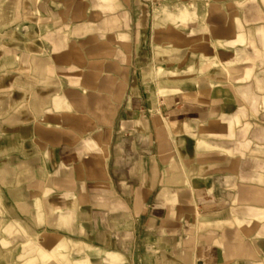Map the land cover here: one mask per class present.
Listing matches in <instances>:
<instances>
[{"label": "rangeland", "instance_id": "obj_1", "mask_svg": "<svg viewBox=\"0 0 264 264\" xmlns=\"http://www.w3.org/2000/svg\"><path fill=\"white\" fill-rule=\"evenodd\" d=\"M16 1L0 0V5ZM26 2L33 8L24 12L23 20L36 23L50 6L52 30L70 33L69 51L80 69V84L63 89L20 84L16 90L12 74L20 67H15L0 33V264H124L119 255L146 251L141 218L133 206L138 195H128L124 184L113 189L110 180L96 176L107 172V143L119 137L117 112L130 83L133 28L145 34L150 13V47H159L153 53L160 81L183 82L223 69L233 81L247 88L255 84L263 93L264 76L258 73L264 64V0H182L165 5L146 0ZM3 20L19 28L14 12L0 13V23ZM29 29L31 35H41L40 26ZM215 52L226 62H212L203 71ZM201 56H207L199 63L203 70ZM53 100L56 104L50 106ZM257 110H242L232 123L214 127L207 133L221 143L208 142L201 150L264 144L256 134L264 132V108ZM54 133L62 140L58 154L68 155L65 168L50 162ZM65 172L68 180L56 184ZM98 211L103 220L97 230L93 215ZM114 215L120 218L113 220ZM115 251L117 263L107 254Z\"/></svg>", "mask_w": 264, "mask_h": 264}, {"label": "crops", "instance_id": "obj_2", "mask_svg": "<svg viewBox=\"0 0 264 264\" xmlns=\"http://www.w3.org/2000/svg\"><path fill=\"white\" fill-rule=\"evenodd\" d=\"M146 1L165 5L182 0ZM31 5L26 0L0 5V13L19 16L17 30L12 21L0 23L6 50H11L15 67H20L12 74L15 89L20 90V84L32 89L78 87L80 69L69 51L70 33L52 30L50 6L42 19L35 18L36 23L23 20ZM148 17L145 34L132 30L130 83L117 112L119 137L107 143V172L96 176L110 180L113 189L124 184L128 195H138L133 206L141 218L146 251L119 256L124 264H264V144L258 142L252 149L201 150L208 142L221 143L207 133L214 127L232 123L242 110L258 113L264 108V92L255 84L247 88L233 81L227 70L206 72L210 63L226 62L217 52L204 70L199 63L207 56L199 58L205 75L183 82L160 81L153 53L159 47H150V13ZM34 26L41 27V35L30 34L29 27ZM258 74L264 76V64ZM256 134L264 139V132ZM58 136L54 133L56 147L51 148L50 162L54 168H65L68 155L58 154L62 148ZM254 137L251 134V140ZM89 164L96 166L94 161ZM67 178L65 172L56 184L63 185ZM94 194L98 202L101 191ZM93 217L98 230L103 212ZM119 218L114 215L113 220ZM107 254L116 257L114 263L120 260L116 251Z\"/></svg>", "mask_w": 264, "mask_h": 264}]
</instances>
